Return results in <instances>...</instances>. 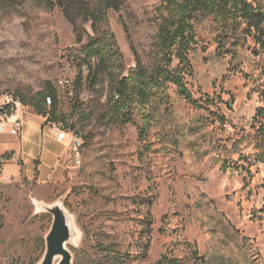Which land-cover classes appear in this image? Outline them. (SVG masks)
I'll return each instance as SVG.
<instances>
[{"label":"rangeland","instance_id":"1","mask_svg":"<svg viewBox=\"0 0 264 264\" xmlns=\"http://www.w3.org/2000/svg\"><path fill=\"white\" fill-rule=\"evenodd\" d=\"M161 3L121 0L106 23L79 19L76 29L58 7L0 0V105L52 83L54 123L82 143L71 144L64 178L43 182L32 154L42 135L29 146L11 127L0 134V264L42 260L53 215L39 203L60 199L76 231L71 264H196V248L206 264H264V164L248 136L264 105V48L253 35L221 46L222 29L204 17L186 75L198 105L171 84L147 128L133 106L131 121L112 122L108 77L81 66L85 44L105 30L119 47L118 74L136 66V52L150 65Z\"/></svg>","mask_w":264,"mask_h":264},{"label":"trees","instance_id":"2","mask_svg":"<svg viewBox=\"0 0 264 264\" xmlns=\"http://www.w3.org/2000/svg\"><path fill=\"white\" fill-rule=\"evenodd\" d=\"M36 1L60 8L76 29L79 19L92 20L94 27L106 23L109 10H119L121 6V0ZM158 15L157 52L152 63L145 65L136 52L137 64L127 75L116 72L115 55L119 53V47L113 32L105 30L104 36H94L84 46L81 66L89 68L90 74L95 72V77L99 73L108 77L111 102L109 117L112 122L131 121L130 109L133 106L138 109L144 128H147L152 119L149 107L154 108L153 101L163 98L171 84L177 87L181 96L198 105L187 85L186 75L192 71L189 51L196 43L197 26L206 16H213L222 29L221 46H224L225 39L237 45L242 36L249 34L264 48V0H162ZM176 59L179 61L178 66H174ZM47 98L54 101L49 109ZM20 99L26 106H32L33 112L46 117L52 125H62L69 132L64 123H54L58 119V92L52 83H48L46 89L33 98ZM248 136L254 143L253 160L264 164V105L257 108ZM194 255L196 264H206L205 257L200 255L197 248ZM161 262L177 264L178 259L163 256Z\"/></svg>","mask_w":264,"mask_h":264},{"label":"crops","instance_id":"3","mask_svg":"<svg viewBox=\"0 0 264 264\" xmlns=\"http://www.w3.org/2000/svg\"><path fill=\"white\" fill-rule=\"evenodd\" d=\"M22 119L23 128L20 133L22 142L29 145L33 142V136L42 135V138L34 143L32 152L33 164L34 167L36 166L40 180L43 182L62 180L70 157L72 144L70 135L68 134L65 139L59 140L53 131V125L47 124L46 117L28 109L23 113ZM36 156L38 157L36 158ZM22 159L26 163L23 157ZM28 162L30 163V159Z\"/></svg>","mask_w":264,"mask_h":264},{"label":"water","instance_id":"4","mask_svg":"<svg viewBox=\"0 0 264 264\" xmlns=\"http://www.w3.org/2000/svg\"><path fill=\"white\" fill-rule=\"evenodd\" d=\"M39 208L53 215V223L46 235L44 257L38 264H71L72 253L67 243L73 240L76 231L72 216L67 211L64 201L60 199L51 205L39 203Z\"/></svg>","mask_w":264,"mask_h":264},{"label":"built area","instance_id":"5","mask_svg":"<svg viewBox=\"0 0 264 264\" xmlns=\"http://www.w3.org/2000/svg\"><path fill=\"white\" fill-rule=\"evenodd\" d=\"M84 68H86L84 66ZM69 80L62 79L61 83L66 84ZM28 106H26L19 97L9 96L5 102L0 105V134L5 133L8 127H11L12 135H20L23 128L22 115L26 112ZM53 131L57 135L59 140H63L66 136L71 134V141L74 143L75 148L81 147L82 143L78 136L68 132L62 125H53ZM3 158L0 157V162Z\"/></svg>","mask_w":264,"mask_h":264},{"label":"bare ground","instance_id":"6","mask_svg":"<svg viewBox=\"0 0 264 264\" xmlns=\"http://www.w3.org/2000/svg\"><path fill=\"white\" fill-rule=\"evenodd\" d=\"M59 260V258L56 260V262Z\"/></svg>","mask_w":264,"mask_h":264}]
</instances>
